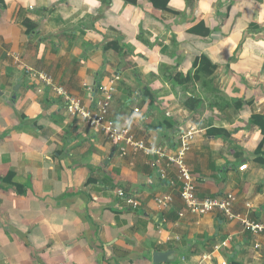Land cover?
Here are the masks:
<instances>
[{"label":"crops","instance_id":"1","mask_svg":"<svg viewBox=\"0 0 264 264\" xmlns=\"http://www.w3.org/2000/svg\"><path fill=\"white\" fill-rule=\"evenodd\" d=\"M168 7L0 0V264H264V233L240 222L264 220V133L251 121L264 113V0ZM202 55L215 70L197 80ZM27 66L88 107L119 75L109 116L169 148L180 125L191 127L186 162L198 195L232 192L239 218L185 209L152 156L133 147L121 155L60 97L38 92ZM167 172L175 178L174 166ZM168 193L167 206L155 201ZM165 251L168 260L155 263L153 253Z\"/></svg>","mask_w":264,"mask_h":264},{"label":"built area","instance_id":"2","mask_svg":"<svg viewBox=\"0 0 264 264\" xmlns=\"http://www.w3.org/2000/svg\"><path fill=\"white\" fill-rule=\"evenodd\" d=\"M10 56L17 64L19 57L15 53ZM26 73L33 79L40 81L38 92L53 93L62 99L67 114L77 117L87 125L104 133L113 140L121 155L128 151V147L141 150L144 154L153 157L151 165L156 169L160 182L171 187L179 198L183 201L184 208L195 214H206L209 212H219L229 219L239 218L240 215L234 212V202L236 195L232 192L224 195L200 197L197 193L196 177L190 170L186 162V154L190 149V142L193 136V129L189 126L180 125L177 129V143L174 148H169L167 144H146L143 140L136 139L126 127L117 123L109 116V109L116 91V82L119 75L111 77L107 84L99 86L101 95L95 102L94 107L84 105L80 98L67 92L60 84L54 81L53 76L46 70L25 67ZM94 90L95 87H90ZM138 111V108H135ZM176 169L175 178L168 176L169 166ZM120 196H125L122 190L117 191ZM173 196L168 193L155 197V201L161 206H167ZM130 203L136 204L128 198ZM249 206V204H248ZM182 215V212H180ZM242 229L253 234L264 233V220H253L248 217H240ZM225 264V263H219Z\"/></svg>","mask_w":264,"mask_h":264},{"label":"trees","instance_id":"3","mask_svg":"<svg viewBox=\"0 0 264 264\" xmlns=\"http://www.w3.org/2000/svg\"><path fill=\"white\" fill-rule=\"evenodd\" d=\"M127 2H130V3H136L137 0H126ZM153 5L157 8H164V9H170L168 7V1L169 0H150ZM197 0H187V2L189 4H192L194 2H196ZM207 32V31H206ZM115 43H112V44H107L106 47H109V46H114ZM115 48L116 49H119V47L117 45H115ZM198 63H199V66H198ZM194 65L195 66H198L197 69H196V73H195V77L197 78V80H200L199 78V73L200 74H203L204 73V76H211L215 70V65L214 63H212L210 61V59L206 56V55H202L200 57V61H195L194 62ZM205 65L207 66V68H205ZM207 69V71H205ZM190 75L188 74V76L186 77V80L190 79ZM209 81H205V85H207V87L211 90V91H215L217 90L216 87L212 86L211 83H208ZM189 104V102H188ZM214 104H216V102H214ZM190 106V105H189ZM251 121L252 123L256 124L259 126L260 130L264 133V113H256V114H253L252 115V118H251ZM215 130H217V134H224L226 137L229 136L228 132L225 130V129H220V128H215ZM256 151H260L259 148L256 149Z\"/></svg>","mask_w":264,"mask_h":264},{"label":"water","instance_id":"4","mask_svg":"<svg viewBox=\"0 0 264 264\" xmlns=\"http://www.w3.org/2000/svg\"><path fill=\"white\" fill-rule=\"evenodd\" d=\"M172 253L171 251H165V252H154L153 253V261L155 263L166 261L168 260V256H170Z\"/></svg>","mask_w":264,"mask_h":264}]
</instances>
